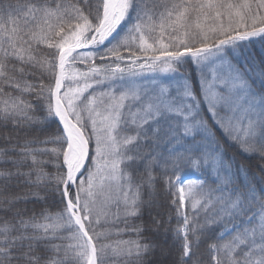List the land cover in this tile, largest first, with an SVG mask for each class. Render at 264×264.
<instances>
[{"label": "snow or ice", "instance_id": "snow-or-ice-1", "mask_svg": "<svg viewBox=\"0 0 264 264\" xmlns=\"http://www.w3.org/2000/svg\"><path fill=\"white\" fill-rule=\"evenodd\" d=\"M257 41L264 0H0V264H264Z\"/></svg>", "mask_w": 264, "mask_h": 264}, {"label": "trees", "instance_id": "trees-1", "mask_svg": "<svg viewBox=\"0 0 264 264\" xmlns=\"http://www.w3.org/2000/svg\"><path fill=\"white\" fill-rule=\"evenodd\" d=\"M248 51L252 54V58L258 62L261 58H264V43H260L259 41H257L253 45H250ZM229 154H232L231 151H229ZM247 163H248L250 171L254 175H257L258 174V170H257L258 161L255 159H252L248 161Z\"/></svg>", "mask_w": 264, "mask_h": 264}]
</instances>
